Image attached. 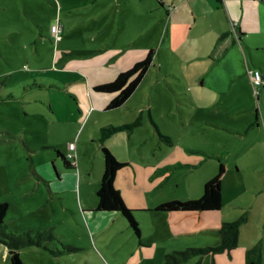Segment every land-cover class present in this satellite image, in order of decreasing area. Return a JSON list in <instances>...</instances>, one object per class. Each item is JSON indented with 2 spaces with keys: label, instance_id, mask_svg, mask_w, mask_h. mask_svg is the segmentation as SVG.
<instances>
[{
  "label": "rangeland",
  "instance_id": "374dc122",
  "mask_svg": "<svg viewBox=\"0 0 264 264\" xmlns=\"http://www.w3.org/2000/svg\"><path fill=\"white\" fill-rule=\"evenodd\" d=\"M61 1L0 0V204L8 205L5 222L14 227L23 222L12 218L21 206L15 204L14 195L19 190L30 193L36 207V219L31 221L47 237L41 240L42 246L30 245L19 250L22 263L264 264V0L256 6L250 0H238L244 7V20H251L253 25L244 22L245 29L252 28L237 40L227 18L226 29L239 54L224 62H219V56L225 46L213 39V33L206 43L210 51L195 44L199 30L205 35L213 32L203 28L215 15L219 16L213 11V0H176V4L164 0L166 6L157 0H126L132 13V33L138 24L134 15L146 13L140 40L155 52L129 102L146 109V124L134 129L146 137L147 142L142 145L146 151L151 152L155 144L163 142L162 166L157 177L144 174L137 181L144 188L152 181L157 183L147 197L158 203L194 200L202 195L204 183L216 175L219 164L224 167L219 210L162 213L154 218L146 212L148 209L141 208L143 204L132 207L121 197L125 209L132 211L140 238L125 227L127 221L122 217L106 230L91 234L72 210L76 197L66 193L64 200L59 195L49 199L45 184L40 183V190L33 175L35 169L37 173L51 172L57 152L55 139L49 138L46 129L48 123L43 113L47 109L34 101L45 92L36 87L27 90L23 84L41 82L49 74L48 69L53 68L56 52L91 41L82 31L94 28L90 21L75 23L80 12L69 7L78 0H64L60 4ZM176 8L177 21L172 22L176 44L169 49L174 40L168 32L163 36L160 16L166 18L167 11ZM192 9L203 17L204 25L192 28ZM59 19L60 25L65 26L63 35L71 28L61 43L49 31L51 22L59 25ZM198 54L202 55L200 59H196ZM191 56L194 59L189 61ZM255 71L260 76L257 85L250 79ZM25 98L30 102L25 104ZM109 113H120L126 119L129 112L120 108ZM254 122L257 125L247 128ZM124 134L115 135L113 146H119V136ZM166 138L171 145L165 143ZM65 207L66 218L63 212L59 213ZM48 212L52 221L40 218ZM233 222H238L237 246L222 248L220 230ZM9 229L11 232L5 231L17 234L15 229ZM23 233L28 232L20 234ZM29 237L41 239L37 232ZM144 239L153 242L152 246H138V241ZM164 243L170 245V251L162 255L160 248ZM0 264H10L8 249L1 243Z\"/></svg>",
  "mask_w": 264,
  "mask_h": 264
},
{
  "label": "crops",
  "instance_id": "0c3cea01",
  "mask_svg": "<svg viewBox=\"0 0 264 264\" xmlns=\"http://www.w3.org/2000/svg\"><path fill=\"white\" fill-rule=\"evenodd\" d=\"M168 1L176 4V0ZM260 1L250 0L251 3L254 2L255 6ZM76 2L69 8L74 7L73 11L80 12V17L75 23L85 24L89 23V21L93 23V29L84 28L82 31L84 37H91V41L83 43L81 47L73 49H70L72 47H63L61 51H57L54 56V66L52 69H48L49 74L41 82L32 80L27 85L24 83L23 88L29 90L36 87L44 90L45 94L42 96L38 95L34 101L40 102L47 109L46 113L43 114L47 118L46 122L50 127L47 126L46 129L49 133V138L53 137L55 139L54 148L56 152H60L66 158L68 145L73 143L75 146L73 154L75 155L76 163L73 168L66 167L63 159L58 155L56 159L52 160L51 172L37 173L35 172L37 169L34 168L33 175L37 183H39L38 188L41 190L40 183L43 182L46 186L48 197H50L49 199L59 195L64 200L66 193L76 197V201L73 199L75 203V207L72 209L74 214L77 215L80 224L85 226L86 230L91 234H98L122 217L116 212L97 210L96 190L100 185L104 168L102 147L106 148L117 161L126 164L125 167L117 172L114 180V187L120 196L132 207H135V204H143L141 208L148 209L149 211L147 210L146 212L151 217L157 218L160 214L167 213L157 211L156 207L161 203L147 197L148 191L154 190L157 183L152 181L149 185L147 184L146 187L148 188H144L137 181L138 177L144 174L149 175L151 178L157 177L158 169L162 166L163 157L160 152L163 149V142L159 141L155 144L151 152L144 150L142 145L147 142L146 137H142L141 131H135L134 128L137 126L131 131H121L125 134L124 136H119L121 137L118 143L119 146H113L116 144L114 137L119 132L112 134L107 139H104L103 142L100 141L103 129L131 124L136 120L140 122L138 126L145 125V107L138 104L129 105L130 99L134 96V91L127 101L117 108L128 110L129 113L126 119H124L125 116H121L122 114H117L118 112L116 114H107L109 111L117 110L106 109L115 94L98 93L93 90L94 86L112 82L118 74L143 60L149 50L153 51V61L155 52L153 49L148 50L147 45H142V40H140L144 33L143 26H145L144 22L147 17L145 12L134 15L138 24H136V29L132 33V28H130L132 13L128 11L126 0H78ZM159 2L162 6H166L164 0H159ZM178 3L180 5V2ZM210 3L213 6V11L219 13V16L215 15L214 20L210 24L204 25V22H202L204 21L203 17L197 16L196 12L193 9L191 10L194 18L192 28L193 26L196 28L198 25H204V31H213L209 32L211 33L209 36V33L205 35L202 30H199L195 38V44L201 49H209L210 51L211 47L206 45V43H209L214 34L215 38L213 39L215 41L218 39L225 46L219 56V62H224L225 59L239 54L238 47L234 45L233 39L230 38L229 32H227L225 24L227 18L231 21V25L235 24L236 26V30L233 32L236 33L237 40H241L246 34L245 32L252 28L245 29L244 22L249 26L253 24L251 20H244L246 15L241 1L213 0ZM176 13H178L177 8L173 12L167 11L166 18L163 14L160 16L163 36L168 32L170 34L169 38L171 39L172 37L174 40L170 42L169 49L176 44L177 36L173 26V23L177 21ZM224 15H226V19ZM57 22L61 32V35L58 34L59 43H61L66 39L71 28L63 35L65 26L60 25V19ZM54 24V22H51L50 29ZM217 35L220 37H217ZM51 36L54 39L52 33ZM206 36H209V38L205 39ZM186 52H190V50L187 49ZM195 56H197L196 59H200L201 57L199 56L202 55L198 54ZM188 59L190 61L194 57L191 56ZM24 100L25 104L30 102V99L25 98ZM130 111L134 112L133 115ZM24 112L25 114L27 113L26 109H24ZM253 124L257 125L254 122L248 125L247 128L250 126L254 127ZM244 132L247 133L248 129ZM133 139L135 140L133 141ZM166 140L165 143L172 144L168 138ZM42 146L46 148L47 145ZM146 160L148 163H145ZM146 183L144 182V184ZM14 197L15 204L17 203L21 206L16 214L13 213L12 218L18 217L23 222L10 227L8 225L9 221H6L5 230L10 231L9 228H13L17 231V234L25 231L29 234L40 232L41 228L36 227L37 225L34 226L31 221L36 219V207L31 203V194L19 190ZM133 203L134 205H132ZM66 211L67 207L60 209L59 213L62 214L63 212L66 218ZM42 217L45 220L52 221L50 212L40 215V218ZM125 227L130 229L126 223ZM152 244L153 242L147 239L138 241V246L140 247L145 246L148 248ZM174 249L175 247L171 250ZM169 251L170 245L167 243H164V247L160 248L162 255Z\"/></svg>",
  "mask_w": 264,
  "mask_h": 264
},
{
  "label": "trees",
  "instance_id": "16d2710c",
  "mask_svg": "<svg viewBox=\"0 0 264 264\" xmlns=\"http://www.w3.org/2000/svg\"><path fill=\"white\" fill-rule=\"evenodd\" d=\"M152 56L153 51L149 50L147 56L143 60L135 63L128 70L118 74L112 82L93 87V90L98 93L115 94L113 99L107 105V110L117 109L127 101L150 67ZM139 124V120H136L131 124L103 129L100 135V141L103 142L104 139H107L112 134L117 132L131 131ZM101 151L103 154L104 168L100 185L96 190V197L98 201L97 210L119 213L127 221V224L133 230V234L140 238V232L133 218L132 211L125 209L127 207L123 203L119 192L114 187V180L117 172L125 167L126 164L117 161L106 148L102 147ZM57 155L63 159L66 167L73 168V165H70L69 161L64 158L60 152H57ZM223 175L224 167L220 163L216 175L204 183L202 195L198 199L167 201L158 205L156 210L167 213L180 212L184 214H195L219 210L222 198ZM6 212L7 204H0V243L8 249L10 264H23L19 257V250L30 245L42 246L41 240H46L45 238L47 237L43 235L44 233L37 232L38 237H41V239L36 241L29 237V233L19 235L7 233L5 231ZM220 234L222 248L236 247L238 243V222L225 224L221 228ZM22 236L24 238H22ZM185 253L186 252H180L178 254Z\"/></svg>",
  "mask_w": 264,
  "mask_h": 264
},
{
  "label": "built area",
  "instance_id": "2783aa9c",
  "mask_svg": "<svg viewBox=\"0 0 264 264\" xmlns=\"http://www.w3.org/2000/svg\"><path fill=\"white\" fill-rule=\"evenodd\" d=\"M159 1V0H157ZM232 28H233V31L236 30V26L235 24H232ZM51 33L53 34V37L55 40H58L59 37H58V34L60 33V27L58 24H54L51 26ZM235 33V32H234ZM250 79H251V82L254 84V85H257L260 83V76H259V73L257 71H255L254 73L250 74ZM75 149V146L74 144H69L68 145V154L66 156V159L70 162L71 165H75L76 161H75V155L73 154V151Z\"/></svg>",
  "mask_w": 264,
  "mask_h": 264
}]
</instances>
